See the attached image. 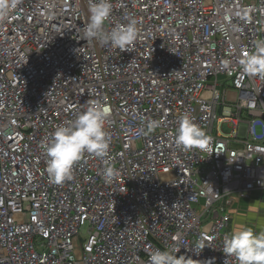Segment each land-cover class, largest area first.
<instances>
[{
	"label": "built area",
	"instance_id": "2783aa9c",
	"mask_svg": "<svg viewBox=\"0 0 264 264\" xmlns=\"http://www.w3.org/2000/svg\"><path fill=\"white\" fill-rule=\"evenodd\" d=\"M93 2L17 0L0 22V264H148L156 248L238 264L231 197L264 193V74L243 66L264 0H111L105 31L138 22L125 51L84 40ZM92 102L109 108L107 156L54 184L45 145ZM185 114L203 149L174 143Z\"/></svg>",
	"mask_w": 264,
	"mask_h": 264
},
{
	"label": "clouds",
	"instance_id": "9594fccd",
	"mask_svg": "<svg viewBox=\"0 0 264 264\" xmlns=\"http://www.w3.org/2000/svg\"><path fill=\"white\" fill-rule=\"evenodd\" d=\"M17 0H0V22L8 19ZM112 12L111 0H94L90 5L89 19L84 27V40H95L119 50H127L138 36V22L131 19L126 25H118L111 31H105L104 25ZM264 41L257 44V52L250 54L244 61V69L250 74H264ZM109 108L92 102L86 111L69 126H58L52 134L50 143L45 145L48 157L46 172L54 184H62L72 179L73 166L79 162L85 152L105 158L109 148V137L105 131V122ZM157 127V122L148 125V131ZM203 128L195 124L185 114L179 124L174 143L185 149H203L208 143ZM116 170L107 166L102 170L105 179L111 180ZM180 249H154L149 255L148 264H188L184 255L177 256ZM222 252L234 257L238 264H264V231L256 232L252 227L240 223L234 226L223 238Z\"/></svg>",
	"mask_w": 264,
	"mask_h": 264
},
{
	"label": "crops",
	"instance_id": "0c3cea01",
	"mask_svg": "<svg viewBox=\"0 0 264 264\" xmlns=\"http://www.w3.org/2000/svg\"><path fill=\"white\" fill-rule=\"evenodd\" d=\"M263 196L264 193H260L234 205L231 211V231L234 226L240 223L246 224L247 226H249L248 224H252L256 232L264 231Z\"/></svg>",
	"mask_w": 264,
	"mask_h": 264
},
{
	"label": "rangeland",
	"instance_id": "374dc122",
	"mask_svg": "<svg viewBox=\"0 0 264 264\" xmlns=\"http://www.w3.org/2000/svg\"><path fill=\"white\" fill-rule=\"evenodd\" d=\"M255 130H256V132L257 133H262V128L260 127V126H257V128H255ZM231 199L233 200V204H236V203H239L240 201H242V200H240L237 196H235V195H233L232 197H231ZM263 201H264V196H263ZM264 203V202H263ZM221 211L222 212H224V210L223 209H221ZM237 218V217H236ZM239 223V222H238ZM250 227H252L253 229L255 228L252 224H248ZM231 232V223H230V226L228 227V229H227V233L229 234Z\"/></svg>",
	"mask_w": 264,
	"mask_h": 264
}]
</instances>
